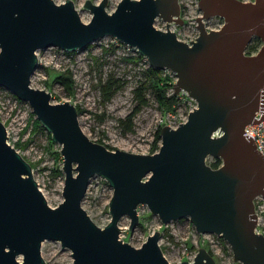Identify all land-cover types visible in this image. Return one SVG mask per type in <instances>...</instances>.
I'll return each instance as SVG.
<instances>
[{"label": "water", "instance_id": "1", "mask_svg": "<svg viewBox=\"0 0 264 264\" xmlns=\"http://www.w3.org/2000/svg\"><path fill=\"white\" fill-rule=\"evenodd\" d=\"M106 2L84 0L92 11L86 21L73 0H0V84L27 100L60 143L64 171L63 198L51 205L0 119V264H45L44 238L69 247L71 264H175L158 243L159 229L140 245L119 236L118 218L127 213L132 228L138 202L164 222L188 215L198 231L225 238L241 264H264L253 202L264 196V155L244 133L246 123L264 117V0H198V33L189 41L167 26L183 20L178 0H118L110 11ZM210 14L223 16L218 27H205ZM156 15L166 19V28L154 24ZM103 34L135 46L150 65L174 70V90L183 88L196 100L186 119L159 127L160 143L151 152L92 139L72 101H51L49 90L30 83L37 48L75 49ZM253 35L260 45L247 52ZM208 153L221 163L206 162ZM94 173L112 186L103 225L81 205ZM178 264L216 261L199 246Z\"/></svg>", "mask_w": 264, "mask_h": 264}, {"label": "rangeland", "instance_id": "2", "mask_svg": "<svg viewBox=\"0 0 264 264\" xmlns=\"http://www.w3.org/2000/svg\"><path fill=\"white\" fill-rule=\"evenodd\" d=\"M117 1L107 0L105 8L112 10ZM178 1L183 20H169L167 26L179 38L189 41L198 33L195 15L201 9L198 0ZM73 3L81 19L89 20L92 11L83 4L84 0H73ZM203 21L206 28L218 27L223 16L210 14ZM153 22L160 28H166V19L160 15H156ZM253 36L249 42L256 43ZM36 54L38 64L30 75V83L49 90L51 101H72L77 107L82 129L89 137L112 149L120 147L151 152L153 143H156L154 150L157 149L160 139H155L156 129L164 123L176 125L186 119L189 109L196 104L187 90H174L176 73L169 67H159L160 80L164 82L165 95L175 92L174 100L169 103L159 101L153 87L143 83L148 78L146 72L150 65L145 55L111 34H103L75 49L57 45L40 47ZM106 81L112 83L108 97L104 96L100 85ZM0 119L6 127L7 140L30 163L32 175L47 202L55 205L63 198L60 143L52 139L50 131L36 116L29 102L1 84ZM215 157L208 153L205 161L209 163ZM111 192L112 186L103 176L94 173L89 177L81 205L99 225L110 217L108 199ZM137 213L138 218L132 228L129 227L130 217L125 212L117 221L119 236L134 245H140L148 233L159 229L158 243L167 259L175 264L183 258L192 259L199 246L212 250L216 264H241L240 260L233 258L225 238L215 232L198 231L188 215L164 222L145 202L137 203ZM40 252L45 264L73 262L70 248L62 246L59 239H42Z\"/></svg>", "mask_w": 264, "mask_h": 264}, {"label": "trees", "instance_id": "3", "mask_svg": "<svg viewBox=\"0 0 264 264\" xmlns=\"http://www.w3.org/2000/svg\"><path fill=\"white\" fill-rule=\"evenodd\" d=\"M253 37H255L256 43L248 42L245 46L246 47L245 51H247V52L255 51L258 48V46L260 45V42H261L260 39L256 36H253ZM160 71H161V69L159 67L149 65L148 71L146 72L148 78L146 80H144L143 83L149 84L153 87L155 94H156L159 101H161L163 103L164 102L169 103V102H172V100H174L175 92H172V94H170V95L164 94V91H163L164 89H163V84H162L164 82L160 80V79H162V77L160 76ZM165 82H167V81H165ZM100 85H101L104 96L105 97L110 96L112 83L110 84L106 81V82H102ZM155 139H160L159 127L155 131ZM155 147H156V143H153L151 145V150H154ZM209 163L212 166H217L218 164L221 163V158L219 156H216ZM208 251L212 254V250L210 248H208Z\"/></svg>", "mask_w": 264, "mask_h": 264}, {"label": "built area", "instance_id": "4", "mask_svg": "<svg viewBox=\"0 0 264 264\" xmlns=\"http://www.w3.org/2000/svg\"><path fill=\"white\" fill-rule=\"evenodd\" d=\"M259 115V110L255 111ZM217 133V131H215ZM244 133H249L254 140L255 146L264 155V117L258 122L250 121L244 125ZM254 210L256 212L255 230L264 234V196L257 194L254 199Z\"/></svg>", "mask_w": 264, "mask_h": 264}]
</instances>
